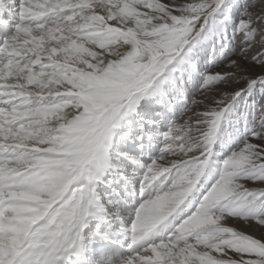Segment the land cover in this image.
I'll list each match as a JSON object with an SVG mask.
<instances>
[{"label": "snow or ice", "instance_id": "snow-or-ice-1", "mask_svg": "<svg viewBox=\"0 0 264 264\" xmlns=\"http://www.w3.org/2000/svg\"><path fill=\"white\" fill-rule=\"evenodd\" d=\"M0 264H264V0H0Z\"/></svg>", "mask_w": 264, "mask_h": 264}]
</instances>
